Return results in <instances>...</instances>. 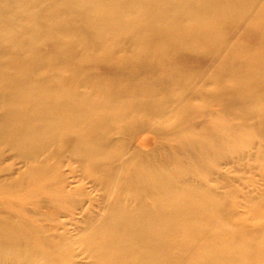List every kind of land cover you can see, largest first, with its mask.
<instances>
[{"label": "bare ground", "instance_id": "obj_1", "mask_svg": "<svg viewBox=\"0 0 264 264\" xmlns=\"http://www.w3.org/2000/svg\"><path fill=\"white\" fill-rule=\"evenodd\" d=\"M257 2L0 0V158L7 151L24 167L0 181V264H264V223H256L264 221V190L241 194L227 173L247 162L264 184V0ZM243 19L259 45L231 47L202 87L228 94L227 120L193 126L188 82L167 56L216 58L226 26ZM37 38H49L58 56L36 57L26 46ZM95 61L109 66V80L79 69ZM142 66L159 90L138 79ZM154 123L170 129L167 144L181 157L165 154L163 143L153 157L127 155L125 141L157 143L143 135ZM63 166L97 198L73 202L82 190L67 189Z\"/></svg>", "mask_w": 264, "mask_h": 264}, {"label": "rangeland", "instance_id": "obj_2", "mask_svg": "<svg viewBox=\"0 0 264 264\" xmlns=\"http://www.w3.org/2000/svg\"><path fill=\"white\" fill-rule=\"evenodd\" d=\"M261 0H258L257 6L260 4ZM5 11L7 13V7L6 5ZM45 7V4H39L35 7H32L28 10V13H38V11L41 9L43 10ZM252 12V11H251ZM250 12V13H251ZM28 13L24 14V16L29 15ZM249 13V14H250ZM248 14V15H249ZM253 14V13H251ZM248 19L239 20L234 24H229L226 26V28L223 31V44L220 48L219 54L216 58H209L208 56H205L206 54H198L193 52H173L169 53L167 56V60L172 65V68H176L179 76L181 79L186 80L188 82L189 91L184 96V99H192L191 104L195 105L196 107L192 108V111L190 112L192 115V121H194L192 124L193 126L200 125L206 121H211L212 124L220 125V122L226 121L227 117L226 112L224 111L223 104L227 100L228 94L226 92H222L223 94H220L218 96H212V90H215L216 86L214 84L207 85L208 87H204V90H202V87L206 83L207 80H209L214 72L216 71L217 64L219 63V60H221V57H223L227 50H229L231 47L235 45H250L252 48H256L259 45V42L262 40V38L259 35H251L252 31L250 27L248 26ZM38 22H36V25ZM17 25V24H16ZM20 24L16 27H19ZM87 37V36H86ZM28 49H33V53L38 58H45V57H56L58 56V53L55 52L52 48L51 41L49 38H37L36 42L35 40L30 44L29 46H26ZM125 46H120V50L122 51V54L128 55V51L124 48ZM222 55V56H221ZM221 56V57H220ZM220 57V58H219ZM175 64V65H174ZM174 65V66H173ZM143 68V66H142ZM139 68L137 71L138 79L140 81H146V76H148L147 68ZM79 69L82 73L93 77L94 79L99 78L101 80H109L110 76V69L108 65L103 64L102 62H82V64L79 65ZM158 66H154L151 68V71L153 70V73L155 75H160L159 73L162 71ZM130 70V69H129ZM129 70H125L123 72H119V78H126L129 74ZM107 81V80H106ZM144 86L153 90H159V85L154 80H149L144 83ZM260 93L264 95V84L260 87ZM201 90V91H200ZM178 89H176V94H178ZM198 92L197 95L193 98H191V94ZM185 101V100H184ZM186 102V101H185ZM183 103V102H182ZM222 116V117H221ZM198 122V123H197ZM226 124V123H225ZM164 130V131H159ZM172 131V130H171ZM146 132V133H145ZM143 135L150 139V142L152 144L154 142V146L152 147L149 145L147 149L141 148V147H135L130 141H125L126 145V153L127 155H136V156H151L156 153L157 146L159 143H163L165 145V154L174 153L177 155L176 147L172 144H167L168 137L170 135V129L164 128V127H158L156 128V123L153 124V126L146 130ZM141 133V132H139ZM137 134V133H135ZM173 147V149H172ZM138 148V149H137ZM140 148V149H139ZM154 148V149H153ZM57 146L53 147V150H56ZM169 149V150H168ZM170 151V152H169ZM3 157L0 158V181H7L10 177H16L18 173H21L22 170H24V167L19 163L18 160H14L11 158L10 154L5 151L3 153ZM179 156V155H177ZM181 157V156H179ZM44 158V156L41 157V159ZM160 157H157L156 161L159 160ZM161 159V158H160ZM54 162L56 161V158L52 159ZM249 165H251L249 163ZM252 169L250 166H248V163L242 162L239 164V166L236 167V170L232 172L228 171V177L232 181V184L234 187L238 190L239 193L245 194L246 196L254 197V192L258 188H263L264 190V184L260 178L259 171L256 167H253ZM224 170H227V167L224 166ZM62 173L63 177H68V190L72 191L76 189L77 187L82 190V192L75 194L72 196L73 202L75 201H83L86 198L83 196V194H88L90 198H97V193L94 191L89 183L86 181H80L79 178L70 177L69 169L66 168V166H63L60 170V174ZM61 175V176H62ZM264 175V173H263ZM75 179V180H74ZM234 180V181H233ZM225 190H219L220 194H223ZM237 196H234L232 198H236ZM233 199V200H234ZM237 200V199H236ZM41 205V204H40ZM42 205H44L42 203ZM239 208L236 210L239 212L244 211L245 209L250 207V203L246 204H239ZM42 209L40 211L47 213L48 210L44 208V206H41ZM237 207V206H236ZM31 206H28V210L31 211ZM88 208V204L83 207V209ZM95 211H97V208H94ZM97 209V210H96ZM76 217H80V215H76ZM259 217V216H258ZM257 224L264 223L263 220H257ZM229 227H233L232 225H229ZM67 228L69 229V232L71 235L75 234V225L73 223L68 224ZM72 238H75L73 236ZM78 260L85 261V258L81 255Z\"/></svg>", "mask_w": 264, "mask_h": 264}]
</instances>
